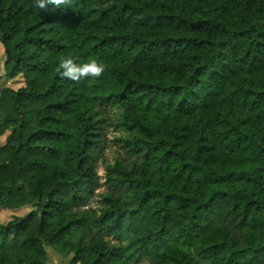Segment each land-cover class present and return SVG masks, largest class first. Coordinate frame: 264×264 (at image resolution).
<instances>
[{
  "label": "trees",
  "instance_id": "obj_1",
  "mask_svg": "<svg viewBox=\"0 0 264 264\" xmlns=\"http://www.w3.org/2000/svg\"><path fill=\"white\" fill-rule=\"evenodd\" d=\"M0 43V264H264V0H0Z\"/></svg>",
  "mask_w": 264,
  "mask_h": 264
},
{
  "label": "clouds",
  "instance_id": "obj_2",
  "mask_svg": "<svg viewBox=\"0 0 264 264\" xmlns=\"http://www.w3.org/2000/svg\"><path fill=\"white\" fill-rule=\"evenodd\" d=\"M39 8L51 5L53 8L68 5L69 0H36ZM61 77L70 81L79 82L85 78H99L104 73L105 68L102 62L92 59L86 62H79L76 57L62 59L57 69Z\"/></svg>",
  "mask_w": 264,
  "mask_h": 264
},
{
  "label": "rangeland",
  "instance_id": "obj_3",
  "mask_svg": "<svg viewBox=\"0 0 264 264\" xmlns=\"http://www.w3.org/2000/svg\"><path fill=\"white\" fill-rule=\"evenodd\" d=\"M3 61H4V50L3 47L0 43V81L2 79V76L4 74L3 70ZM12 87L18 88L20 85H22L21 79H16L14 82L10 83ZM26 210L22 211L20 210H10V209H4L0 206V222L6 223L14 215H21L25 212ZM80 236V231L77 228H74L73 233H72V239L74 241L78 240ZM108 244L109 245H114L117 246L118 242L115 240L114 236H109L107 238ZM49 253H50V261L48 264H69L67 260V249H61L60 252L55 251L52 248H48Z\"/></svg>",
  "mask_w": 264,
  "mask_h": 264
}]
</instances>
